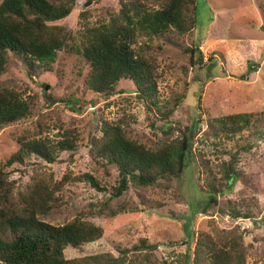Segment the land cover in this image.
<instances>
[{"label": "rangeland", "instance_id": "374dc122", "mask_svg": "<svg viewBox=\"0 0 264 264\" xmlns=\"http://www.w3.org/2000/svg\"><path fill=\"white\" fill-rule=\"evenodd\" d=\"M133 1L102 0L86 7L84 0H78L70 15L56 23L70 31L74 39L69 45L71 49L57 54L50 72L29 71L21 60L8 54L0 86L14 90L32 106L30 118L0 130V162L18 150L21 137L27 140L41 137L56 144L64 133L73 132L77 136L76 150L60 153L57 162L49 164L30 157L23 165L10 168V179L15 181L16 189L25 191L35 175L47 173L57 182L69 172L73 176L91 174L111 190L116 186L117 171L95 159L90 144L93 137L100 135V121L120 123L128 137L153 144L176 138L179 130L191 127L199 118L201 123L192 141L193 158L182 177L145 188L129 186L122 198L111 203L113 209L125 202L128 211L111 218L96 214L85 217L103 229V237L78 249L66 248L64 257L81 260L109 254L116 258L120 250H128L124 264H140L151 251L131 250L145 239L156 246L149 253L155 264H206L203 258L206 248L235 234L243 240L244 264H264V142L251 138L242 143L249 145V149L240 154L239 181L234 182L228 194L220 195L216 205L206 213H196L187 222L190 204L195 202L193 209L200 212L206 203V195L200 191L206 188V178L201 176L196 183L192 166L209 160L207 168H212L218 178L220 152L236 149L232 147L234 142H224L216 154L218 158L212 157L214 139L207 124L213 118L251 113L258 118V127L264 129V0H195L197 21L191 33L171 32L153 38L151 43L139 40L140 44L150 46L144 51L156 64L158 102L171 108L176 98L181 100L168 119L172 127L167 137L163 134L164 124L153 121L154 113L148 112L135 97L131 82L120 81L110 98L89 91L85 85L89 67L74 51L84 24L91 27L106 23L119 12L121 3ZM137 1L148 9H159L163 3V0ZM192 45L198 49L193 54L194 62L202 59L197 70L191 68L190 53L186 51ZM211 53L215 60L213 68L207 62ZM198 96L201 110L197 112ZM61 99H74L77 105L50 104ZM248 134L244 132L243 137L247 139ZM223 159L228 160V156ZM15 194L16 190L13 197ZM108 197V193L96 192L83 183L70 182L56 194V207L42 220L62 225L87 212L88 204L98 206ZM233 212L248 215L249 219H234Z\"/></svg>", "mask_w": 264, "mask_h": 264}, {"label": "trees", "instance_id": "16d2710c", "mask_svg": "<svg viewBox=\"0 0 264 264\" xmlns=\"http://www.w3.org/2000/svg\"><path fill=\"white\" fill-rule=\"evenodd\" d=\"M78 0H2L0 2V78L6 72L8 54L21 60L29 70L50 72L57 54L66 49L74 37L65 27L56 23L67 18ZM85 6L97 5L102 0H84ZM85 16V13H83ZM197 12L195 0H163L159 9H148L140 1L121 3L119 12L108 22L98 26L83 25L75 52L87 63L89 71L85 85L92 93L110 98L120 81H129L135 87V97L141 100L153 121L164 124V136L170 131L172 123L168 121L180 104V98L174 100L171 108L162 105L156 97V64L145 54L147 43L153 38L163 37L171 32L178 35L191 33L196 27ZM192 45L186 48L190 53V66L195 70L202 59L193 60L198 49ZM207 62L214 67L213 54ZM197 65V66H196ZM258 66H256L257 68ZM250 70L251 67H249ZM255 70V69H254ZM224 77V72L222 73ZM245 77L241 78V80ZM72 103L76 100H53L55 103ZM201 99L196 98V110ZM32 104L24 100L14 90L0 86V130L31 117ZM258 118L254 114L243 113L213 118L207 127L214 139L212 157L221 151L224 142H234L233 152H220L219 177L207 168L209 160L192 166L195 169L196 183L205 177L206 188L200 189L206 195L204 211L193 209L187 222L196 213H206L216 205L220 195L228 194L234 182L242 175L238 168L240 154L247 152L249 145H243L251 138L264 142V129L258 127ZM99 136L91 139V150L95 159L113 166L117 171L116 186L108 190L94 176L85 173L73 176L66 173L55 182L50 174L43 173L31 178L25 191L19 192L15 181L10 179L9 169L14 165H23L30 157L47 163H55L62 152L76 150L77 136L73 132L63 134L56 144L41 137L18 140V150L8 159L0 162V264H124L128 250H120L116 258L109 254L85 257L81 260H66V248L78 249L85 244L94 243L103 237V229L86 220L90 215L111 218L127 212V203L111 208L112 201L119 200L129 186L150 187L159 181L169 182L180 179L186 171L192 155V141L201 121L199 118L189 128L178 131L174 139L165 138L156 143H142L128 137L120 123L111 124L100 121ZM178 129V126H174ZM244 132H249L247 139ZM169 134V133H168ZM167 134V135H168ZM220 138L217 140V136ZM219 149V150H218ZM228 160H224V156ZM201 165V166H200ZM218 172V171H217ZM73 182L83 183L96 192L108 193L109 197L98 206L88 204L85 213L77 214L74 219L62 225H51L42 220L57 205L56 194L64 185ZM16 190L15 197H13ZM123 202V201H122ZM142 212V211H141ZM232 213V218L249 219L248 215ZM189 231L187 227V232ZM155 245H149L142 239L132 247L131 252L148 250L152 253ZM147 253L140 264H155ZM244 246L240 235L210 244L203 258L206 264H244ZM132 264V263H131Z\"/></svg>", "mask_w": 264, "mask_h": 264}]
</instances>
